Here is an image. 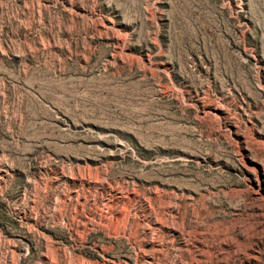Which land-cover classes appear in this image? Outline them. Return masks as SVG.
<instances>
[{"label":"rangeland","instance_id":"rangeland-1","mask_svg":"<svg viewBox=\"0 0 264 264\" xmlns=\"http://www.w3.org/2000/svg\"><path fill=\"white\" fill-rule=\"evenodd\" d=\"M0 264H264V0H0Z\"/></svg>","mask_w":264,"mask_h":264}]
</instances>
